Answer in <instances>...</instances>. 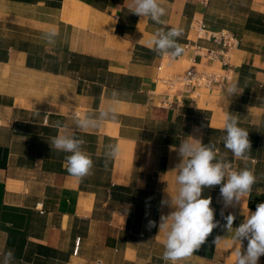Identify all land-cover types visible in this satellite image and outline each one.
Segmentation results:
<instances>
[{"label":"crops","instance_id":"0c3cea01","mask_svg":"<svg viewBox=\"0 0 264 264\" xmlns=\"http://www.w3.org/2000/svg\"><path fill=\"white\" fill-rule=\"evenodd\" d=\"M159 2L162 25L133 13L132 0H0V252L12 250L15 264H169L161 258L159 224L172 209L161 201L177 193L178 148L189 136L214 143L234 170H252L256 183L228 207L220 186L204 189L219 225L178 264H235L239 244L225 217L234 215L236 227L264 202V0ZM192 19L237 39L229 80L200 90L192 102L184 95L178 107L158 108L161 79L190 65L221 69L185 49L187 41L217 47L197 38ZM172 27L183 29L178 42L185 49L175 59L149 43L158 29ZM53 30L49 44L45 34ZM109 107L114 120L76 127L75 114ZM229 114L249 131L248 159L234 158L220 140ZM67 130L94 162L82 179L67 172L68 153L50 147ZM110 144L119 146L115 158L106 156Z\"/></svg>","mask_w":264,"mask_h":264},{"label":"clouds","instance_id":"9594fccd","mask_svg":"<svg viewBox=\"0 0 264 264\" xmlns=\"http://www.w3.org/2000/svg\"><path fill=\"white\" fill-rule=\"evenodd\" d=\"M133 13L140 17H149L155 24L162 25V17L166 9L159 0H132ZM57 33L53 30L45 34L49 44L55 42ZM183 29L172 27L167 30L158 29L149 43L153 50L162 56L172 59L179 58L184 53V47L178 42L182 37ZM229 93L235 95V85L229 87ZM115 119V108L109 107L98 115L80 116L76 114L77 128H96L106 119ZM57 127L62 126L57 121ZM223 135L220 140L224 148L229 150L236 159H248L251 153L249 131L239 126L238 117L229 114L224 122ZM84 141L73 131L67 130L51 138L50 147L68 153L65 157L67 172L76 177L84 178L91 174L94 162L90 155L83 150ZM118 145H108L106 156L115 158L119 155ZM216 145L209 141L207 144L189 136L179 144L178 155L181 162L176 166L178 173L176 183L179 185L177 193L161 201L172 209L170 214L161 215L159 233L165 231L164 251L162 259L169 264H178L179 261L191 257L195 250L205 243L213 229L219 225L214 219L215 210L211 207V197L202 195L205 188L220 186V196L225 207L241 204L243 197L249 196L252 186L256 183L254 172L248 168L234 170L226 155H218ZM175 169V170H176ZM223 214V213H222ZM226 231L233 233L232 239L239 247L234 248L235 264H258L259 258L264 255V202L258 203L254 212H248L247 217L236 227H233L235 216L225 217ZM148 227H156L155 221H149ZM221 237L217 236L213 243L218 244ZM246 247H242L243 241ZM3 264H15L12 250L0 252Z\"/></svg>","mask_w":264,"mask_h":264},{"label":"built area","instance_id":"2783aa9c","mask_svg":"<svg viewBox=\"0 0 264 264\" xmlns=\"http://www.w3.org/2000/svg\"><path fill=\"white\" fill-rule=\"evenodd\" d=\"M207 1L200 0L203 5ZM190 27L196 32L198 39L209 41L217 47L206 48L187 41L185 49L191 50L193 56L218 63L221 69L205 71L190 65L183 73L172 74L161 79L165 91L160 93L156 99L158 108L178 107L184 95H187L192 102L200 90L221 89L229 80L231 71L229 58L231 51L237 47V39L226 30H209L204 21L200 19H192ZM191 60L194 61V59Z\"/></svg>","mask_w":264,"mask_h":264}]
</instances>
